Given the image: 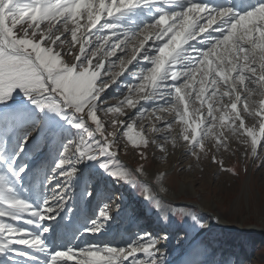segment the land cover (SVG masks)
<instances>
[{
  "label": "rangeland",
  "instance_id": "obj_1",
  "mask_svg": "<svg viewBox=\"0 0 264 264\" xmlns=\"http://www.w3.org/2000/svg\"><path fill=\"white\" fill-rule=\"evenodd\" d=\"M57 2L59 7L55 11L63 15L40 20L41 9ZM156 2L128 8L127 5L132 4L133 0H18L15 15L11 10L5 11L12 0L4 2L0 10L3 12L5 34L14 41L28 40L29 44H17L23 52L16 54L3 47L1 42L0 52L6 51L18 58L36 57L35 61L46 69L67 71L61 78L62 82L53 84L51 91L46 84H37L31 96L17 88L9 97L0 100V210L12 213V216L6 214L0 218V223L26 230L21 223L29 221L28 215L35 210H32L34 203L31 206L21 193L27 185L28 188L33 187L31 168L37 163L43 168L35 175H53L58 162L64 159L68 161L65 164L67 168L59 170L55 178L56 183L63 190L68 189L69 193L51 206L53 212H46L43 217L53 224L67 202L64 208L68 212L64 222L70 225L77 209L82 206L85 210L91 197L96 195L90 193L96 188L103 197V204L95 207L96 213L91 215V222L105 223L113 231L107 234L111 239L103 236L99 244L94 242L97 239L90 240L86 245L79 246L80 249L93 246L127 250L131 245L124 241L126 235L128 232H138L139 236L145 238L150 234L144 244L147 246L146 242H155V247L151 248L152 254L138 252L121 259L120 264L140 261L152 264L153 260L156 264H264V229L247 230L249 227H264V138L261 147L253 152L254 137L259 132L262 136L264 134V53L261 56L259 49L261 43L264 45V7L259 15L248 11L242 18L244 22L237 20V24L233 22L228 25L229 39L223 43L224 47L221 50L213 45L206 47L196 64L182 63L183 60L179 58L184 55L180 53L181 48L178 49L175 64L163 56L168 75L159 79L153 88L152 81L145 77H150L149 69L154 67L152 58L160 55L158 49L172 34H164L165 25L157 30L161 38L154 33L131 64L122 66L119 58L124 57L125 61L129 59L128 53L137 44L134 37L144 25L152 24L146 16L155 9ZM175 2L177 0H164L163 11L176 12L172 6ZM120 7L125 10L120 12ZM90 11V18L98 20L95 26L87 20ZM260 16L263 21L260 20L258 25L256 21ZM143 21L145 23L141 24ZM136 22L140 23V27L133 32ZM211 22L208 19H203L200 24L198 22L193 34L202 31ZM103 24H112L113 27L105 29L101 27ZM63 25L67 28L61 33ZM77 25H80L77 29L79 41L74 43L72 29ZM250 27L253 28V37L247 32ZM173 28L179 30L177 26ZM105 31L110 32L109 36L114 35L110 42L114 44L112 54L108 53L109 61L104 60L105 67L101 70L97 61L106 57L108 50L102 49L96 56L92 53L97 46V38L102 41ZM125 37L127 40L122 43ZM80 41L86 49L83 59L76 58L80 55ZM186 44L187 49L182 50L186 52L187 60H192L197 53L191 50L200 49ZM94 72L99 73L98 78H93ZM172 72H177L179 79L173 80ZM77 78L80 79L81 90L90 91L82 105L87 110L83 117L68 104L59 105V102L67 100L64 82ZM49 83H52L51 79ZM106 85L109 87L105 88ZM101 88H105V91H99ZM35 95L37 99L47 96L46 102L53 101L55 97L54 102L58 106L41 109L32 102ZM126 98L132 104H128ZM149 99L155 101L153 105H149ZM113 106L119 111H107ZM82 119L84 127H75ZM99 130L103 132L102 136ZM103 138L114 140V145L129 162L128 168L133 170L131 178L125 177L119 170L123 161L117 152L108 156L107 151L102 153L94 145L95 141ZM77 145H81L80 151ZM41 153L46 156L39 160ZM84 161L93 162V170L86 173L89 180L84 184L83 181L74 180L77 179L74 176L60 178L62 173L69 170L81 171L78 164ZM137 170L155 175L152 177L153 183L161 171L169 172L163 185L181 191L177 202L191 211L192 218L186 219L184 211L179 208L175 217H167L171 222L168 228L144 231V222L151 218L159 226L162 215L157 211L158 215L152 218L157 210V199L144 202L147 184L151 182L144 181ZM186 181L195 193L192 196L183 189ZM78 185H83L80 205L74 197ZM11 200L24 201L27 209L11 208ZM165 201L173 204V201ZM207 202L214 204L213 212L231 222L235 228H223L221 232L208 228L207 233L198 236L203 223L193 215ZM41 207L39 205L37 210H43ZM102 210H106L108 215L101 216ZM139 210L147 213L141 220L135 216ZM133 222L136 224L132 227ZM162 235L169 241L163 237L161 239ZM81 236L86 241L89 234L82 233ZM48 237L45 234L43 239ZM10 238H25V235L18 232L11 234ZM6 239L9 241V238ZM163 240L165 242L159 245ZM190 244L187 254L181 256ZM79 247L74 250L78 251ZM77 258L82 256L78 255Z\"/></svg>",
  "mask_w": 264,
  "mask_h": 264
},
{
  "label": "bare ground",
  "instance_id": "obj_2",
  "mask_svg": "<svg viewBox=\"0 0 264 264\" xmlns=\"http://www.w3.org/2000/svg\"><path fill=\"white\" fill-rule=\"evenodd\" d=\"M5 1L6 0H4V2ZM200 1H202V0H181V1L177 0V2H175L172 6L176 10V12L179 13V12H182L188 6V4L190 2L200 3ZM217 1H219V5L217 7H214L212 4L213 3H217ZM226 2H227V0H211L208 4L205 3L204 5H206L210 10H212L213 13H215V11H218L221 8H225V6H221V5L225 4ZM2 7L3 6H1L0 9ZM154 8L155 9L153 11H151L152 13H150L149 15L146 16V17H148V20H150L151 23H153L156 20V18L159 17V15L162 14V12H168V11H163V9L165 8L164 0H157V2L155 3V7ZM227 9L231 12V14L228 17L224 18V20L226 22L218 23L217 20H219L220 18L217 17V20H212V22L210 24H208V26L206 28H204L200 32H197L196 34H193L194 38L190 39V41L188 40L189 42H186L188 44H191L192 48L200 49V51L199 50H195V49H193L194 51L191 50L192 53H195V54L197 53L195 56H193L192 60H190V58L187 60V56L185 55L186 52L184 50H182L183 48L187 49L186 48L187 44L185 43V44H183L181 46V52L180 53H182L184 55L180 56L179 58L183 60L182 63H186L188 65H193V64L198 63V60L202 57V55H204L203 53L205 51V48L210 46V45H213L214 48H216L217 50H221V48L224 47L223 43L229 39V36H227V34H228V32H227L228 30L227 29H228L229 23H227V22L233 23V22H236L237 20H240V21L244 22L243 21L244 19H235V18H237L238 15H241L242 17H244L245 13H247L246 12L247 10L246 11H241V10L234 9V8L232 9L230 4H228ZM254 12L256 13L255 15H259L261 13V11L258 10V9L255 10ZM1 13H3V12L2 11L0 12V33H2V35L0 36V43L2 42L3 44L1 43V45L3 47H5L6 49H8L9 51H11L12 53H16L17 50L19 49V46L16 44V46L13 47V41L14 40L9 35L5 34L6 31H5V28L2 26ZM91 15H92V11H90L87 14V20L90 19ZM204 15H205V17H207V13H205ZM252 17H254V16H252ZM262 18L263 17H261V16L259 18L257 17L256 24H258V22L260 20L263 21ZM202 20L203 19H199L198 20L199 24L201 23ZM142 23H145V22L143 21V22H141V24ZM165 23L167 24V21ZM177 24H179V22H177ZM236 24H237V22H236ZM139 25H140V23L136 22V24L133 25V30L132 29L131 30L133 32L137 31V29H139V27H140ZM204 25H207V24L204 23ZM174 26H177V25H174ZM249 26H251V25H249ZM161 27H162V25H161ZM66 28H67V26L63 25V30L61 31V33L63 31H65ZM157 30H160V28H158ZM247 32L249 33V36L251 37L252 36V32H253V28L250 27ZM108 33H110V32L108 31ZM108 33H107V31H105L104 35L102 36V39L105 36L108 37L107 43L104 44L105 46L103 45L104 48L102 47L103 50H105V48L108 50L107 54L111 53L112 46L114 44V43H110L112 38L114 37V35L109 36ZM226 37H227V39H226ZM243 37H245V36H243ZM244 39H246V38H244ZM241 42H245V41L242 40ZM237 45H240V44H237ZM239 47H237V48L239 49ZM235 49L236 48H234V50ZM259 49L261 51V56H262V53H264V45L262 43L260 44ZM188 54H189V52H188ZM218 54H217V56H218ZM104 55H106V54H104ZM108 55H106V57H101L103 59V61L109 59L110 55L109 56ZM262 58H264V56H262ZM100 59L97 61L98 64L100 63ZM262 61H264V60H262ZM186 64H185V67H186ZM208 67H209V65H208ZM247 71H248V69L246 70V73H247ZM247 75H248V73H247ZM89 92L90 91H87V94H89ZM180 93H182V92H180ZM182 95H184V94H182ZM149 100H150L149 105H151V104L153 105V103L155 101L152 100V99H149ZM7 115H9V114H7ZM127 115L128 114H126V116ZM96 130H98V129H96ZM98 132L102 136L103 132H101L100 130ZM263 138H264V134L262 136L261 132H259L254 137L255 147L257 149H259L261 147ZM96 142H98V144H105V145L108 146V148L106 150L107 151L106 155H108V156L113 155L115 152H117L118 156L123 161L122 166L119 168V170L121 171L122 175H124L125 177H128V178H131V176L133 174V170L128 168L127 165H129V162L126 161V159L123 156V154L120 153L118 148L114 145V140L113 139H104L103 138L102 140L95 141L94 145H97ZM46 152H48V151H45L44 153H46ZM164 152H165V150H164ZM42 155L43 154L41 153L40 157H39V160L44 159V157L46 156V155H43V156ZM73 162L74 161H71L70 163H73ZM80 163L81 164H78V166L81 168V171H78V170L75 171L74 174L72 175V177L74 176L75 178H77V179H74V180H80L81 182L83 181V184H84L87 180H89V178H87L86 173L89 170H93V162L84 161V162H80ZM51 167H52V165H51ZM64 167L67 168V165L64 164L61 167L57 166L58 170L55 169V172L58 173V171L59 170L61 171V169L64 168ZM41 168H43V166L37 165V163L34 165L33 168H31L30 172L32 174L33 187H29L28 188V185H27V188L23 189V191L21 193V195L26 199V201H30V205L31 206L33 205L32 202L34 203V206H32V210H37L39 208V205L42 206L41 208H44V205H45L46 201L48 202V206L51 207L54 203L61 201L60 199H53V197L57 196V193H60L62 196H64L67 193H69L68 189L65 188L63 190L62 186L56 183V181H57V179L55 178L56 177V173H54L53 175H47V176H45V175L43 176L41 173L38 176L35 175V173H38V172L41 171ZM137 172H138L139 176H141L144 181L146 180L147 182L148 181L151 182V183L147 184V189L145 191L146 194H145V197H144V202L148 203L149 200H151L153 198L157 199V204H156L157 210H156V212H153V217L152 218H154L156 215H158V212L162 215L161 219L159 220V226H158L157 222L152 221L151 218H149L150 220H148L147 222H144V225H143V227H145L144 231H147V229H150V230L153 231V230H157L159 228L161 229L162 227H167L168 228L169 224L171 223V222H169L168 218L169 217H175V215L177 214V210L179 208L184 211V215H185L186 219H188L190 217L192 218L191 211L186 206L180 205L177 202L178 201V195L180 194L181 191L180 190L179 191L178 190L175 191V190H173L174 188L172 189L171 187H169L167 185L166 186L163 185V183L165 181V178L168 177L167 175L169 174V172L163 173L161 171V173L158 174V178H157V181L155 183H153V178L156 177L155 175H153L151 173H147L146 171L145 172H140V171L137 170ZM63 177L66 178V179H69V177H65V176H62V175L60 176V178H63ZM70 180H73V178H71ZM40 185H43V186L40 187ZM25 187H26V184H25ZM183 189H184V191L187 192V194L189 196H192V195L195 194L193 190H190V187H189L187 181L183 184ZM99 190H100V187H99ZM74 192L76 193V195H74V197H76L79 200L78 205H80L81 202H82L80 200L82 198L83 185H78V189H76ZM90 193L91 194L92 193H96V195L93 196L94 198L91 197V201L89 200L88 205L85 207V210L82 208V206H80L79 209H77L78 212H76L75 216H73V219H72V222L70 223V225H67L64 222L65 221V217H66L67 212H68V210L66 211V209H65L66 207L64 208V206L66 205L67 202H65L64 206L62 207V210H61V213L59 215L58 220L57 221L54 220L53 224H52V221L48 222L45 217H43V219H40L37 216L32 215V213L29 212L30 214L28 216H29L30 220L29 221L24 220V222L21 223V225L24 227V229H26L25 230V234H24L25 238L27 239V238H32V237H35V236H40V238L42 239L43 243L41 245H38V246H28V245H23V244H19V243L12 244V243H9L8 239L3 238L0 235V244L6 245L3 248V250H0V264H50L51 256L57 251L66 250V249H68L70 247L73 248V249L74 248H78L79 246L86 245L87 241L94 240V239H97L94 242L96 244H99L101 242V240H102L101 238L103 236H106V237L108 236V238H110L111 236L107 235V234L113 232L110 227H108L105 223H102V222L100 224H98L96 222L94 223V221L91 222L92 221L91 220V215L93 213H96L95 207L102 206L103 197L101 196V193H99L98 189L96 190V188L92 189L90 191ZM165 199L173 201V204L165 203L166 202ZM216 204H218V203H216ZM70 205H71V202H70ZM205 205L206 206H201V210L199 212H194V215H193V217L196 216L195 218H197V220L199 219L203 223V228L201 230H199V232L197 234L198 236L201 235V234H204L208 230V228L211 229V230L212 229L217 230V231L219 230L220 232L223 230V228H226V229L227 228L228 229L229 228L230 229L231 228H235V226H233V224L231 222H229L228 220H225L222 216H220V215H218V214L213 212V208H215L214 204H212V203L210 204L209 202H207ZM69 208H70V206L68 207V209ZM53 211H54V209H53ZM53 211H51V212H53ZM116 211H117V208H116ZM135 216H136V219L141 220V219H143V218H145L147 216V213H145L144 211L139 210ZM262 218L264 219V213H263V217ZM135 224L136 223L133 222L132 227ZM96 225H99L98 230L97 231L95 230L94 233H91V232H93V231H91V229L96 228ZM156 225H157V227L155 228ZM86 227H89V228L86 230V232H83V229H86ZM44 229H47V231H44ZM255 229L256 230H258V229L261 230V229H264V227L256 226L254 228L253 227L247 228V230H250V231H254ZM82 233L89 234V236L87 237L86 241H84L85 240L84 236H81ZM45 234H48L49 237L46 238V239H43ZM77 234H79V235H77ZM149 235L150 234H148L147 236L149 237ZM162 237L165 238V241L168 240L165 235H162L161 239H162ZM125 238L126 239L124 241H127V245H131L130 247L138 246L139 244H143L144 240L147 239V238H145L143 236H139L138 232L136 234L135 233L131 234V232H128V234L126 235ZM165 241L163 240L162 242H160L159 245H162ZM109 243H111V242H108V244ZM189 247H191V244L185 247V249L183 251L184 253H182L181 256H184V255L187 254V250H188ZM79 249H80V247H79ZM181 256L179 258H181ZM60 259L63 260L64 258H60ZM173 264H177V262L173 263Z\"/></svg>",
  "mask_w": 264,
  "mask_h": 264
},
{
  "label": "snow or ice",
  "instance_id": "obj_3",
  "mask_svg": "<svg viewBox=\"0 0 264 264\" xmlns=\"http://www.w3.org/2000/svg\"><path fill=\"white\" fill-rule=\"evenodd\" d=\"M154 0H133V3L127 5L128 8L136 7L140 4L148 5L153 3ZM4 0H0V6H3ZM18 0H12V4L9 5V9H5V11L11 10L13 15L18 10ZM261 7H264V2L259 3ZM256 7V6H255ZM254 7V8H255ZM125 10L124 7H120L119 11L122 12ZM205 13H207V17H205ZM198 14V15H197ZM231 12L227 8H221L218 11H215V15H213V11L210 10L206 5L190 2L188 6L182 12H162L161 15L155 20L159 21L160 18H165L167 24L165 25L164 30L166 31L168 28H172L173 25H177V27H181L185 20L189 17L195 19L198 23L199 19H208V20H217V17L220 19L217 20L218 23L226 22L224 20L225 17H228ZM241 15H238L235 19H242ZM154 21V22H155ZM179 22V24H177ZM229 25L231 22H227ZM11 26V25H10ZM161 57L157 58V68L150 72V76H155L156 72H158L159 67L163 64L164 59ZM83 59V57L81 58ZM67 70L62 69H55V68H44L35 60H32L31 57L24 58V57H15L12 54L4 51L0 52V100H4L5 98L9 97L11 93L19 88L24 91L26 95L31 96L34 93L35 86L37 84H46L51 91L53 84H59L62 82L61 78L64 75V72ZM49 79H51L52 83H49ZM64 87L67 89V100L59 102V105L68 104L71 109H74L76 113L84 115V112L87 111L82 107L84 100L87 97V89L81 90L80 79L77 78L72 81L64 82ZM48 101V97L44 96L40 99H37L36 95L33 98L32 102L38 105L41 109L48 107V108H56L58 105L55 101V97L53 101ZM77 128H83L84 123L83 119L81 123H77L75 125ZM31 135V133H29ZM91 135V133H89ZM97 146L100 148L101 152H105L108 148L105 144H98ZM90 147V146H89ZM81 145H77V150L80 151ZM67 151V149H66ZM257 148H253V152L255 153ZM82 152V151H81ZM84 152H82L83 154ZM68 163L67 160L61 159L58 162V167L63 166L64 164ZM107 167V165H102ZM23 171V169H20ZM74 174V170H69L67 172L62 173L65 177H71ZM114 175H118L117 173H113ZM53 199H60L63 200V197L60 193H57L56 197ZM9 206L13 209L17 210H25L27 209V205L22 200H11L9 201ZM62 206V205H61ZM107 207V206H106ZM53 209L48 206V202H45L43 210H35L32 212V215L37 216L40 219H43L44 213L51 212ZM12 216V213L5 212L0 210V218L4 217L5 215ZM101 216H107L108 212L106 210H102L100 213ZM31 222V221H30ZM95 223V222H94ZM99 225H96V228L92 230H97ZM47 231V229H44ZM23 233L25 234V230H20L12 227L9 224L0 223V235H4L6 238H9V243L15 242L23 245L28 246H38L43 243L40 236H35L32 238H19V239H12L10 238L11 234L14 233ZM5 233L9 235H5ZM23 236V235H22ZM20 236V237H22ZM145 244H139L138 246H132L129 249L124 248H96L93 246L78 249L75 251L73 248H68L66 250L57 251L51 256L50 264H67V262L71 261L72 264H120L121 259H126L129 256H134L138 252H143L147 254H152L151 248L155 247L154 241H148ZM6 245L0 244V250ZM78 255L82 256V258L77 259ZM60 258H64L61 260ZM136 264H143L142 261L136 262ZM152 264H156V261L153 260Z\"/></svg>",
  "mask_w": 264,
  "mask_h": 264
},
{
  "label": "clouds",
  "instance_id": "obj_4",
  "mask_svg": "<svg viewBox=\"0 0 264 264\" xmlns=\"http://www.w3.org/2000/svg\"><path fill=\"white\" fill-rule=\"evenodd\" d=\"M58 7H59L58 2H57V4H51V5H48L47 7H43L40 11L39 19L40 20H51L54 18V15H63V13H57L55 11ZM165 22H166L165 18H160L159 21H155L151 25L146 24L142 28H140L139 32L134 37L137 44L133 48V50L130 53H128L129 59H127V61H125L124 57L119 58L121 61V65L123 66L125 63L131 64L132 61L136 59V54L141 49H143L145 47V45L147 44V42L150 39H152V36L154 33L156 34L157 38H161L160 33L157 31V29L161 25H165ZM89 23L92 26H95L98 23V20L90 18ZM196 25H197V21L195 19L189 17L188 19L185 20L184 24L179 28L178 31L173 27L168 28L166 31L164 30L165 35H168V33H172V34L170 35L167 42L163 43L161 45V47L158 49V52L160 55L152 58L154 67L152 69H149V71L152 72L157 68V58L161 57V56L167 57L168 60H170L173 64H175L177 61V58H178V49H180L181 46L183 44H185L189 39L194 38L193 37V30L196 28ZM79 27H80V25H77L76 28L72 29V40L74 43L79 41V38L77 37V29ZM101 27L102 28H112L113 26L109 25V24H103V25H101ZM97 39H98V42H97L96 48L93 49V53H92L93 56H96L98 52L102 51L103 45L106 44L108 41L107 36L103 37L102 41L99 37ZM226 39H227V37H226ZM126 40H127V37H125L124 40L121 42L124 43ZM90 42L91 41L89 40V43ZM16 44L27 45V44H29V41L25 40V39H21L19 41H13V47H15ZM85 52H86V49L84 47V43L82 41H80V47H79L80 55H78L76 58L81 59L84 56ZM109 54H112V53H109ZM164 65H165V61L159 67V70H158V72H156L155 76L145 77V79H149L152 81L153 88H155L156 83L159 79H163L168 75V73L165 72ZM98 67L101 70H103L105 67L104 61L102 58L100 59V63L98 64ZM119 74L122 75L123 73H119ZM171 76H172L173 80H175L178 78V73L172 72ZM98 77H99V73L94 72L93 78L95 79ZM106 87H109V85H106L105 88ZM105 88H101L99 91H101V92L105 91ZM126 102L128 104H132V101L130 99H127V98H126ZM92 107L95 108V105H93ZM107 111L118 112L119 108L113 106V107H109L107 109Z\"/></svg>",
  "mask_w": 264,
  "mask_h": 264
},
{
  "label": "water",
  "instance_id": "obj_5",
  "mask_svg": "<svg viewBox=\"0 0 264 264\" xmlns=\"http://www.w3.org/2000/svg\"><path fill=\"white\" fill-rule=\"evenodd\" d=\"M0 7H1V6H0ZM1 35H2V33H0V36H1ZM19 49H20V48H19ZM19 49L17 50V53L20 54V53L23 52V51H22V50H19ZM30 57H31L33 60H36V57H32V56H30Z\"/></svg>",
  "mask_w": 264,
  "mask_h": 264
}]
</instances>
